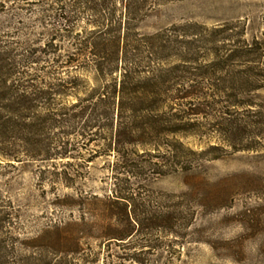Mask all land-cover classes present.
<instances>
[{
    "label": "rangeland",
    "instance_id": "obj_1",
    "mask_svg": "<svg viewBox=\"0 0 264 264\" xmlns=\"http://www.w3.org/2000/svg\"><path fill=\"white\" fill-rule=\"evenodd\" d=\"M31 2L0 0V264H58L60 253L30 239L48 227H59L50 234L58 238L70 220H102L94 197H107L114 177L129 179L118 184L133 191L126 209L141 224L123 241L94 239L89 257L73 253L72 264H264V0H173L144 23L158 46L140 52L146 98L128 94L122 119L130 127L161 118L165 128L154 157L126 150L130 172L91 134L63 157L26 143L24 126L43 113L20 94L51 87L53 57ZM175 114L185 128L177 134L168 132Z\"/></svg>",
    "mask_w": 264,
    "mask_h": 264
},
{
    "label": "trees",
    "instance_id": "obj_2",
    "mask_svg": "<svg viewBox=\"0 0 264 264\" xmlns=\"http://www.w3.org/2000/svg\"><path fill=\"white\" fill-rule=\"evenodd\" d=\"M171 1L173 0H34L30 3L33 7L31 12L42 26L43 34L46 33L53 56L49 59L51 87L46 90L37 89L43 91H37L35 97L20 94L21 98L30 99L29 107L36 111L40 109L43 113L40 115L41 111L37 112L39 115H36V121L24 126L31 133L26 143L31 144L34 152L39 149L48 156L57 153L59 157H63L84 135L91 134V137H96L92 140L103 142L102 150L116 152L117 155L122 153L123 157L118 159L116 166H129L128 172L131 163L127 149L141 148L147 153L145 155L152 158L151 151L155 150L153 144L155 140L158 141L162 132L160 130L165 128L161 123L162 119H145L140 116L134 118V124L127 127V122L124 123L122 119V109L128 94L134 101L146 98L137 89V84L145 81L143 73L146 69L142 66L140 52H144V46L149 50L145 52H152L150 45L155 46L153 39L158 34L146 31L144 23L157 17L161 7ZM174 71L173 68L171 72ZM164 80L167 83L170 78ZM164 80H159L157 84L162 87ZM169 88L171 85L166 90ZM190 92L192 93L191 90H185L177 96L180 95L179 98L183 99ZM157 97L163 99L161 93ZM66 98H72L73 101L66 105L62 103ZM58 101L61 105H58ZM132 111L135 115L142 109L134 106ZM168 121L171 123L168 132L177 134L185 130L181 114H175ZM12 128L17 132V127ZM18 131L25 134L23 128L18 127ZM70 135L78 138L71 139ZM20 139L25 140L21 135ZM186 159L187 156L183 154L178 160L179 165L186 164ZM137 174L141 175V172ZM118 180L124 181L125 185L129 182L126 177H114L107 197H94L95 211L100 212L102 220H70V223L65 222V226L73 227H62L64 234L57 236L58 238L54 239L50 234L60 233L59 227H51L50 230L48 227V230H42L30 240L41 251L60 253L63 257L58 260V264H72L73 253L86 260L89 257L86 250L94 239L106 243L126 240L134 232V227L141 223L130 218L126 209L125 203L132 198L133 191H129L128 187L120 189ZM116 204L123 205V213L115 210L118 206ZM148 222H152V219ZM142 226L143 224L140 227ZM51 263L49 259L45 264Z\"/></svg>",
    "mask_w": 264,
    "mask_h": 264
}]
</instances>
